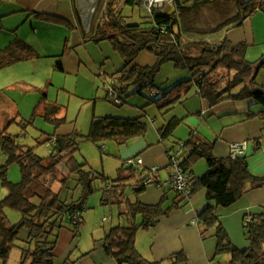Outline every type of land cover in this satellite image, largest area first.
Wrapping results in <instances>:
<instances>
[{
  "label": "trees",
  "instance_id": "16d2710c",
  "mask_svg": "<svg viewBox=\"0 0 264 264\" xmlns=\"http://www.w3.org/2000/svg\"><path fill=\"white\" fill-rule=\"evenodd\" d=\"M174 3L176 13L172 16L164 13V6L155 8L149 18L140 23L129 24L123 16L124 8L142 10L147 7L145 0H103L101 7L105 9L104 14L95 26L94 18L89 27L92 41H110L126 62L121 75L116 74L113 80L115 91L123 104H126V98L121 97V93H127L130 87H134L138 94L147 88L156 91V76L162 67L169 63L178 70L188 71L191 77L174 86L169 92L170 95L189 87L184 93L187 96L196 88L200 97L212 107L224 101L250 100L253 102L252 109L246 112V118L264 119V95L255 92L259 88L255 79L260 70L264 69V56L257 63H249L246 61L248 46L245 43L232 44L226 38L229 31L242 27L246 20L264 10V0H174ZM220 3H234L237 13L210 32L198 27L204 8ZM75 7L77 8L76 0ZM76 13L79 15L78 9ZM35 18L70 27L68 22L52 15L35 14ZM85 37L88 40V36ZM143 53L156 58L157 62L153 67L134 65L135 59ZM38 56L30 45L16 39L6 50L0 52V69ZM56 68L63 70L62 61L57 62ZM221 69L228 71L227 80H224L226 76L217 78ZM240 86H243V89L234 92ZM182 97L181 95L167 103L168 107L175 102L179 103ZM41 108L47 121L57 125L64 123L62 120L65 119L56 117L61 111L59 106H47L46 100L42 99L37 111ZM256 108L258 109L255 110ZM24 122L26 120L19 125L26 129L27 124ZM182 122L177 118L169 121L160 131L161 140L172 138ZM10 124L0 132L1 147L7 157L6 165L0 170V177L7 191L6 196L0 200V261L8 264L13 249L20 242L24 246L21 248L20 264H57L56 249L60 232L66 228L64 221L68 218L71 220L74 226L71 231L78 237L82 212L86 208L85 201L95 192V181L99 180L95 173L86 170V165L79 164L76 159L79 141L86 139L95 144L114 141L122 146L131 140L144 137L147 125L142 117L94 118L90 133L86 137L77 131L67 136L49 137L47 142H54L56 152L49 158H41L36 155L35 149L18 144L17 137L9 133ZM177 145L188 154L182 167L190 179L191 196L182 198L176 192L179 202L171 207H164L167 202L165 197L157 205H145L139 201V196L148 186L157 185L146 184L150 170L128 166L127 161L119 169L118 179L111 182L103 177L105 184L101 203L103 206L116 207L120 218L124 220L123 224L112 228L103 241L108 256L117 264H190L185 252L152 263L139 253L136 240L140 230L156 227L162 217L182 208L183 203L200 190L206 189L209 192V202L198 214L197 222L203 228L204 240L208 237L216 240L212 262L222 256H228L230 260L226 264H264V208L244 218L248 242V247L244 250L233 244L216 215V206L228 208L248 193L264 190V177L252 173L245 156L216 158L215 142L208 141L196 133H192L187 141ZM170 150L173 148L167 152ZM199 159L207 162L209 172L202 177H195L193 169ZM12 164H18L20 167L22 180L19 184L10 183L6 176V170ZM62 165L69 171V177L60 172L59 167ZM71 176L76 177L78 186L82 188V197L68 203L61 200L60 193L53 191V186L59 182L64 188ZM7 210L19 212L22 216L20 222L10 225ZM76 213H81L78 221L75 220ZM23 232L27 234L21 238Z\"/></svg>",
  "mask_w": 264,
  "mask_h": 264
},
{
  "label": "rangeland",
  "instance_id": "374dc122",
  "mask_svg": "<svg viewBox=\"0 0 264 264\" xmlns=\"http://www.w3.org/2000/svg\"><path fill=\"white\" fill-rule=\"evenodd\" d=\"M102 2L103 0H97L89 24L90 26L94 18L93 25L95 26L98 19L104 14L105 9L101 7ZM79 4V0H76L77 9L79 11L78 17L82 22L78 31L71 32V27L64 26V29H51L50 27L41 28L44 37L38 39V37L33 36L32 40L34 44L32 43V45L29 43L34 50L39 52L41 58L28 63L24 62L19 67H8L0 70V90L4 91L3 94H7L11 100L19 105L18 109L21 114V117L10 124L9 133L17 137L18 144L35 149L36 155L41 158H49L56 152L54 142H47L49 137L71 133L72 130L87 134L91 119L94 117L136 119L142 116V120L147 125V133L145 136L150 140H156L158 137L157 128L164 126L173 116L181 117L186 114L184 105L178 106L166 114V111L179 103L175 102L168 107L167 102H169V99L163 100L162 98L169 96V92L174 86L191 78L188 71L178 70L169 63L165 64L156 76L155 88L156 92H158L157 96L152 95V90L150 88L138 94L134 87H130L127 93H121V97L123 96L126 98V104L119 106L114 103L113 98L108 94L110 84L113 83L114 75H121L120 72L123 71L126 62L110 41L96 43L91 40L90 37L92 34H89V28L86 27V22L83 21V17L79 10ZM173 5H175L174 0ZM127 9L132 8H124L123 16L128 15L125 14ZM139 12H142L144 18H149L150 14L146 8L139 10ZM236 13L237 6L234 3L209 5L204 8L202 20L198 27L210 32L228 18L233 17ZM141 21H143V19ZM127 23L131 24L136 22H131L128 18ZM81 35L83 37L84 35L88 36V40L84 43L82 39V44L78 45L81 40L77 43V37ZM52 52H57L56 54L58 55L64 53L62 58L66 64L65 72H60L55 69L61 57H53ZM151 57L154 56L143 53L137 57L134 62L137 61L139 64L145 66L150 64ZM259 73L264 75V69L260 70ZM227 75L228 71L221 69L217 73V78L219 79L221 76H226L224 80H227ZM19 79H21V81H16ZM25 85H28V87H24ZM241 89H243V86L238 87L234 92L237 93ZM126 94L128 96H126ZM44 97L47 98L49 104L56 102L65 107L58 116V119L61 120L65 118V120H62L64 123L57 125V123L49 122L42 115V112H44L43 109L37 111L39 102ZM244 103H246L248 109V103L246 101ZM2 112L3 110L0 109V132L5 128L7 124L5 120L8 118L7 113L6 115H2ZM9 119H13L12 114ZM23 119L26 120V122H24L27 124L26 129L19 125L20 122L24 121ZM166 141L168 147L173 143L172 139ZM158 142L159 140L156 141V143ZM177 148L179 149V147ZM119 154V145L114 141H106L102 144H95L86 139L79 141V151L75 153L76 159L79 164L86 165V170L92 171L99 178V180L95 181V192L85 201L87 206L86 210L90 211L87 215L90 218L94 216V212L98 210L101 203L100 201L102 200L105 184L103 177L111 182L118 179L119 168L122 166V160ZM6 160L7 157L0 143V170L6 165ZM200 163L207 164L204 159H199L195 163L194 168ZM59 168L62 172L66 171L65 165ZM6 176L10 183L19 184L22 180L19 165H10L6 170ZM62 187L63 185L57 182L53 190L56 193L60 192L61 200L71 203L73 199L77 201L82 197L80 196V194L82 195V188L76 186L74 176L67 181L65 188L61 191ZM6 194L7 191L0 177V200H2ZM130 195L132 194L130 193ZM35 203L39 202L35 201ZM101 205L102 207H106L109 218L112 212L114 213L116 223L120 219V224H123L122 219L118 216L119 213L117 214V211L113 209H117L116 207L103 206L102 203ZM86 210L82 212L84 217L81 220L79 229L80 235L74 239L73 244L69 247L66 246L62 248L63 237L67 235V232L65 230L60 232V236L63 237H59L60 240L56 249L57 264L77 263L82 252H90L93 250L95 243H100L97 236L102 237L104 230L98 233V231L93 228L92 219L88 224L85 223L84 220H86L87 217L85 214L87 212ZM6 215L10 225H15L22 219L21 214L14 210H7ZM104 217L105 216H101V220H103ZM101 223L103 224V222ZM111 225L112 222L110 221L106 224V229ZM64 226L70 230L74 227L69 218L64 221ZM26 234L27 233L23 232L21 238H24ZM146 235L148 234H146L145 230H140L138 237L139 240L143 242V245L140 247L141 252L147 254V250L151 249V242L153 240L150 241V238ZM243 235V238L246 240L244 222ZM64 239L68 245L69 239L66 237H64ZM76 241L79 242V245H75ZM103 241L104 240L101 241L102 247H104ZM22 247H24L23 244L18 242L11 253L8 264H20ZM228 259V256H222L213 262L211 259L209 264H225ZM149 261L155 263L152 260ZM0 264H3V262L0 261ZM165 264L169 263L166 262Z\"/></svg>",
  "mask_w": 264,
  "mask_h": 264
},
{
  "label": "crops",
  "instance_id": "0c3cea01",
  "mask_svg": "<svg viewBox=\"0 0 264 264\" xmlns=\"http://www.w3.org/2000/svg\"><path fill=\"white\" fill-rule=\"evenodd\" d=\"M76 9L75 0H0V52L6 50L16 39L30 45L33 43V36L38 37V39L43 38L44 33L41 32V28H63V26L37 20L35 14H48L61 18L69 23L71 32L78 31L82 22L78 17L79 15L76 13ZM125 14H128L126 16L124 15L125 18H129L131 22H136L131 24H137L140 23L142 19H146L143 17L142 12L140 13L137 9H127ZM85 38V35L84 37L82 35L77 37V43L81 40L78 45L82 44V39L83 42L86 43L87 40ZM226 38L235 45L245 43L248 46L246 61L249 63H257L264 56V10L258 11L251 18L246 20L242 27L229 31L226 34ZM37 53L39 54V52ZM56 53L57 52H52L53 57H63L64 53L59 55ZM40 58L41 55L39 54L37 58L22 61L9 67H19L24 62L28 63ZM61 58H59V60L62 61L63 70H58L56 66L55 69L60 72H65L66 64L63 58ZM150 60V64L145 66L139 64L137 61L134 62V65L140 67H153L157 60L155 57H151ZM16 81H21V79ZM255 83L258 87L263 88L264 75L258 73ZM24 87H28V85ZM187 89H189V87L175 91L173 94L165 96L164 98L169 99V102H171L172 100H176L179 96H183L179 104L166 111V114L178 106L184 105L186 108V114L184 116H173L167 121L169 122L173 118L183 121L175 131L174 136L170 138L173 140L172 145L168 147L166 145L167 141L161 140L160 131L167 125L166 123L161 128H157L158 137L156 140H150L148 137L144 136L131 140L126 145L119 146V155L122 164L130 159L140 157L143 160L142 170L148 171L154 167L159 168L158 178L162 184H167L174 174V168L171 166L167 152L168 149H177L178 143L187 141L192 133H196L208 141L215 142L214 155L218 159L230 157L232 144H246V150L243 156L247 157L250 170L254 175L264 177V119L256 117L248 120L245 115L246 112L252 109L251 106L253 102L250 100L246 101L249 105L248 109L246 103H244L245 101H224L212 107L207 101L200 97L196 88H193L190 94L185 96L184 93ZM3 93L4 91L0 90V109L3 110L2 115H6L7 113L8 118L5 120L7 121L6 128L10 123L21 117V114L18 109L19 105L11 100L7 94ZM152 95L157 96L158 92L152 90ZM43 99L46 100L47 106L57 105L61 108V111L65 108L56 102L49 104L46 97ZM257 109L258 108L255 110ZM11 114L13 117L12 120L9 119ZM59 114L56 115L57 119ZM42 115L44 116L45 112H42ZM93 119H91L88 133H80L82 136L86 137L89 135ZM72 132L74 133L75 131L72 130ZM72 132L60 134V136L71 135L73 134ZM158 140L159 142L156 143ZM187 157L188 154L184 151L180 156L182 163ZM59 170L62 175L70 176L67 169L64 172H62L60 168ZM208 172L209 166L206 163H200L194 168L195 177H202ZM74 180L76 186L79 188L75 176ZM64 188L62 187L61 191ZM208 194V190H200L191 197L189 201L183 203L182 208L174 210L170 212L169 215L162 217L156 227L145 230L146 234H148L146 236L150 238V241L153 240L151 242V249L147 250V254L141 252L140 247L143 245V242L140 241L137 236L136 245L139 253L148 260L160 262L173 254L185 252L189 256L191 264H209L215 254L216 240L211 237L204 240L202 238L203 228L196 224L198 214L209 202ZM80 196L82 195L80 194ZM164 197L167 198V202L164 206L166 208L179 202L175 191H171L168 186L159 184L148 186L146 191L139 196V201L145 205H157ZM73 201H75V199H73L72 202ZM262 208H264V190H256L248 193L231 207L224 208L216 206V215L220 218L233 244L238 249L244 250L248 247V242L243 238V222L245 216L258 213ZM86 209L87 206L83 212H85ZM113 209L117 211V214L119 213L118 209ZM89 212L90 211H87L85 214L87 215ZM108 215L109 213L106 207H102L101 203L98 210L94 212V216L90 218L87 215L86 220H84L85 223L88 224L92 219L93 228L96 229L98 233L104 230V233L102 237L97 236L100 243H95L92 251L82 252L76 264H117L108 256L105 248L102 247L101 241L105 239L104 237L110 229L120 225L121 220L119 219L116 223L114 213H110V218ZM101 216H105L103 220H101ZM118 216L120 217L119 214ZM83 217L82 215V218ZM110 221L112 225L106 229V224ZM101 222H103V224ZM122 222L124 223L123 219ZM63 230L67 232V235H64V237L69 239V244L67 245L64 237L60 236V238L63 237L62 248H65L73 244L74 239L77 237H75L70 229L65 228ZM139 234L140 232L138 235ZM75 245H79V242L76 241ZM229 260L230 258L228 261ZM228 261L226 260V263Z\"/></svg>",
  "mask_w": 264,
  "mask_h": 264
},
{
  "label": "built area",
  "instance_id": "2783aa9c",
  "mask_svg": "<svg viewBox=\"0 0 264 264\" xmlns=\"http://www.w3.org/2000/svg\"><path fill=\"white\" fill-rule=\"evenodd\" d=\"M168 2V0H145L146 9L149 14L154 12L155 8H163ZM109 96L113 98V101L116 105L122 106L123 101L115 91L113 83L110 84ZM246 150V144H232L231 145V154L230 157L236 158L239 156H243ZM183 153L182 147L179 146V149L170 150L168 155L170 158L171 166L174 168V174L172 175L171 179L168 181L167 184H162L160 179L158 178V171L159 168L154 167L149 169V179L146 184H159L163 186H168L169 188L173 189L175 192L178 193L182 198H189L191 196V184L190 179L187 177L183 167H182V160L180 158L181 154ZM128 166L134 167H142L143 160L141 158L138 159H130L127 162ZM81 218V213L75 214V220H79ZM198 225V222H196Z\"/></svg>",
  "mask_w": 264,
  "mask_h": 264
},
{
  "label": "water",
  "instance_id": "95a60500",
  "mask_svg": "<svg viewBox=\"0 0 264 264\" xmlns=\"http://www.w3.org/2000/svg\"><path fill=\"white\" fill-rule=\"evenodd\" d=\"M79 10H80V13H81V16L83 17V21L86 22V27L89 28V24L91 22V19L87 22L86 20V17L84 16V13H83V10H82V6H81V2L79 0ZM164 13L167 14V15H174L176 13V7L175 5H173V0H170V2H168L166 5H165V9H164ZM256 93L258 94H263L264 95V89H262L261 87L257 88L255 90Z\"/></svg>",
  "mask_w": 264,
  "mask_h": 264
},
{
  "label": "bare ground",
  "instance_id": "6f19581e",
  "mask_svg": "<svg viewBox=\"0 0 264 264\" xmlns=\"http://www.w3.org/2000/svg\"><path fill=\"white\" fill-rule=\"evenodd\" d=\"M159 1H161V0H159ZM168 1H170V0H168ZM80 2H81V6H82L84 16L86 17V20L88 22L94 13V10H95L96 4H97V0H80Z\"/></svg>",
  "mask_w": 264,
  "mask_h": 264
}]
</instances>
